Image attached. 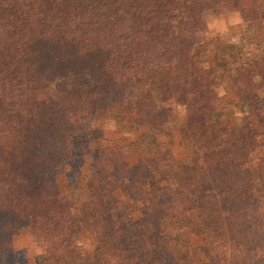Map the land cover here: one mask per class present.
<instances>
[{"label":"trees","instance_id":"trees-1","mask_svg":"<svg viewBox=\"0 0 264 264\" xmlns=\"http://www.w3.org/2000/svg\"><path fill=\"white\" fill-rule=\"evenodd\" d=\"M213 10L264 39V0H0V264H18L23 230L35 264H264V50L208 60ZM86 76L91 88L58 87ZM97 121L140 134L96 152L84 131ZM74 161L88 169L65 194L56 167Z\"/></svg>","mask_w":264,"mask_h":264},{"label":"rangeland","instance_id":"rangeland-1","mask_svg":"<svg viewBox=\"0 0 264 264\" xmlns=\"http://www.w3.org/2000/svg\"><path fill=\"white\" fill-rule=\"evenodd\" d=\"M206 20L208 23V34L205 39L207 46L208 60H212L214 53L219 48L229 47L235 48L233 52H236L237 57L240 58L239 64L245 59L251 58L255 52L264 50L263 30L255 22H244L239 12H220L219 10L208 11L206 14ZM239 49L242 50L243 55L237 53ZM241 52V51H240ZM241 55V56H240ZM211 64L204 63L202 65L203 71L207 74ZM209 85L214 94L221 96L227 100L233 99L231 93L225 88L222 83L218 82L214 78L208 77ZM93 86V79L90 76L77 78L74 80H65L58 84V87L73 89V88H91ZM264 101V92L262 93ZM264 109V102L262 105ZM167 107H165L166 109ZM179 118H182L183 111L181 107H178ZM235 119L242 118V110L236 108ZM179 123V121H178ZM176 123V124H178ZM85 136L89 141V145L93 151H101V149L108 144H122L125 145L131 140L138 137L140 132L126 133L119 131L114 124L108 121L91 122L84 131ZM164 138L165 136H161ZM173 139V151L180 159L185 158L184 150L180 145V136L177 130L172 132ZM128 160L132 163L137 162L136 155L129 153ZM74 161L67 166H57L56 172L60 187L65 194L72 192L70 182L74 181L76 184L83 182L81 174L87 172L88 162ZM172 177L170 173L157 175L156 179L149 183L150 187L157 185L171 184ZM79 190H75L77 193ZM78 228L81 231L80 243L85 247L90 248L92 242V236L89 232L82 230L80 224ZM16 246V261L18 264H35L36 257L40 253L35 241L27 230H23L15 236ZM204 242L201 237H197L193 243L191 252L196 256L197 261L200 263L206 259L205 251L203 249Z\"/></svg>","mask_w":264,"mask_h":264}]
</instances>
